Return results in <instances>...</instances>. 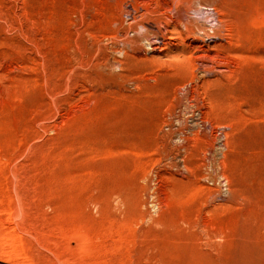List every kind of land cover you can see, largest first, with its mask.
Masks as SVG:
<instances>
[{
  "label": "rangeland",
  "instance_id": "374dc122",
  "mask_svg": "<svg viewBox=\"0 0 264 264\" xmlns=\"http://www.w3.org/2000/svg\"><path fill=\"white\" fill-rule=\"evenodd\" d=\"M0 264H264V0H0Z\"/></svg>",
  "mask_w": 264,
  "mask_h": 264
},
{
  "label": "bare ground",
  "instance_id": "6f19581e",
  "mask_svg": "<svg viewBox=\"0 0 264 264\" xmlns=\"http://www.w3.org/2000/svg\"><path fill=\"white\" fill-rule=\"evenodd\" d=\"M176 2V1H175ZM175 4V3H174ZM199 11H201V7H199V8H196V9H194L193 10V12H195V13H199ZM175 16L176 17H178V18H182V20H183V23L184 22H186L187 21V18H184L186 15L183 13V10H179L178 12H175ZM187 17V16H186ZM186 19V20H185ZM205 21V20H204ZM195 24V23H194ZM205 24V23H204ZM217 25V21H216V24H215V26H211V27H208V28H206V30H205V28H203V26L201 27V26H197V28H195V29H197V31H199V33H200V35L198 36L200 39H201V41H204V43H205V41L207 42H209V40H211L212 41V39H214V38H218V36H217V33H216V26ZM185 27H187V26H185ZM200 27V28H199ZM188 30V29H187ZM195 34H196V31H195ZM153 40H155V39H153ZM157 41V40H156ZM148 43H149V41H148ZM154 43H156V42H154ZM158 43V42H157ZM150 44V43H149ZM154 45V44H153ZM153 47V46H152ZM153 48H155V47H153ZM152 48V49H153Z\"/></svg>",
  "mask_w": 264,
  "mask_h": 264
},
{
  "label": "built area",
  "instance_id": "2783aa9c",
  "mask_svg": "<svg viewBox=\"0 0 264 264\" xmlns=\"http://www.w3.org/2000/svg\"><path fill=\"white\" fill-rule=\"evenodd\" d=\"M202 12L204 13V20L206 28L215 26L216 24V12L211 6H202Z\"/></svg>",
  "mask_w": 264,
  "mask_h": 264
}]
</instances>
